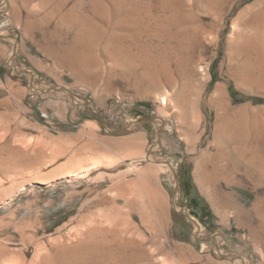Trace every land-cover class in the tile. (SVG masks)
Listing matches in <instances>:
<instances>
[{"label":"rangeland","instance_id":"rangeland-1","mask_svg":"<svg viewBox=\"0 0 264 264\" xmlns=\"http://www.w3.org/2000/svg\"><path fill=\"white\" fill-rule=\"evenodd\" d=\"M263 1L0 0V264H264Z\"/></svg>","mask_w":264,"mask_h":264},{"label":"bare ground","instance_id":"bare-ground-1","mask_svg":"<svg viewBox=\"0 0 264 264\" xmlns=\"http://www.w3.org/2000/svg\"><path fill=\"white\" fill-rule=\"evenodd\" d=\"M255 5L256 4H254L252 7H254ZM252 18L257 23V25L264 30V1L262 2V4L259 5V10L254 13V15L252 16ZM235 29H236V27H235ZM161 101L162 102H165V95L161 97ZM134 126H135V124L131 125L129 127V129H132ZM98 162H99L98 159H95V160L93 159L92 162H90L89 164H86L84 166H79V167H77L75 169H71V170L70 169L69 170L68 169L65 170V168H66L65 167V164H62V165L56 166L52 171H50L51 170L50 169L48 171V173H46V174L45 173H42V174L39 175V173H38V175H39L38 177H47L48 180L46 181V183L51 182V181H54V179H58L57 177H59V178H69L70 177V178H74V179L76 178V179H78V177L80 178V175L81 174H85L91 168H94V167L98 166ZM46 163L48 164V162H46ZM108 221H109L108 222L109 224H107V225H110V224L113 223V222H110V220H108ZM98 222L99 221L97 220L96 223H98ZM100 223H99V225H100ZM104 223H102V226L104 225ZM94 224H89V225L87 224V225L90 228V225L92 226ZM83 226H84V224H82V227H81V224L79 225V227L77 226L78 228H80V231L77 229V231H79L80 233L79 234L78 233L76 234V241L72 240L73 238H68L65 234L64 235L67 238H65L62 234H61L62 236L59 234L60 235L59 236L60 238H58V236H56L57 238H55V240H53L54 237L53 238L51 237L52 239H50V240H52V242L49 243L50 244L49 245L50 247L49 246L48 247L45 246V248H44V245L41 247V249L42 248H43V250L45 249L43 253L38 252L37 249H35L37 251V254H35V252H33L35 254L34 257L36 258V259L34 258L35 260L33 262H31L32 260L30 262L29 261L27 262L25 260V255L23 253H21V254H23V255H21L22 256L21 258L19 257V254L16 253L18 255V257L15 256V258L16 259L19 258L18 259L19 261L18 260L16 261V259L14 260V257H13V259L11 258L13 260L12 263L13 264H113V261H111L110 259L112 258V255H111V247L114 246V245H112V242H114L115 240H112L111 238H109L107 236L105 237L104 235H100L102 232L99 233V234H97V233L96 234H93V232H91V230H89V229L87 231L81 230L83 228L84 229L85 228H88L87 226H84V227ZM97 226H98V224H97ZM102 226H101V228H102ZM111 226H113V225H110V229H113ZM108 227H107V229H108ZM104 228H102V229H104ZM96 229H98V228H96ZM99 230H100V228H99ZM71 231H73V230H71ZM116 231H118V230H116ZM104 232H106V231H104ZM71 233H73V232H71ZM73 234L75 235V233H73ZM127 238L128 237H126V239ZM118 239H119V237H118ZM122 240L123 239H121V241ZM128 240H130V239L128 238ZM39 242L41 243V240ZM127 242H129V241H127ZM123 243H125V242H122V245H123ZM38 246H39V244H38ZM38 248H39V251H40L41 250L40 247H38ZM50 249H52L51 250L52 252H50ZM43 250H41V251H43ZM0 251H1V249H0ZM126 253H127V251H126ZM36 255H37V257H36ZM9 257L10 256H8V258ZM8 258H5V259H8ZM5 261H7V260H5Z\"/></svg>","mask_w":264,"mask_h":264}]
</instances>
